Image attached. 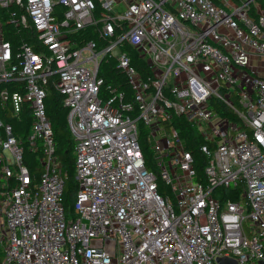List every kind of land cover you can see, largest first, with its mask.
I'll return each instance as SVG.
<instances>
[{"label":"built area","instance_id":"1","mask_svg":"<svg viewBox=\"0 0 264 264\" xmlns=\"http://www.w3.org/2000/svg\"><path fill=\"white\" fill-rule=\"evenodd\" d=\"M50 88L75 141L73 213ZM0 247V264H264L262 1L0 0Z\"/></svg>","mask_w":264,"mask_h":264},{"label":"trees","instance_id":"2","mask_svg":"<svg viewBox=\"0 0 264 264\" xmlns=\"http://www.w3.org/2000/svg\"><path fill=\"white\" fill-rule=\"evenodd\" d=\"M235 1H241V0H235ZM264 4V0H261ZM5 15V12H3ZM6 33L5 36L7 39H10L13 43H18L19 39L22 37H25L29 39V33L24 31L23 29L20 30L19 34L14 33L12 31V28L9 22H6ZM87 39H97L96 34L92 28H88L85 32ZM135 59V58H134ZM134 63L137 64V61L134 60ZM112 68H115V62L114 60H111L109 62H104L101 65V75L105 76L107 78V82L112 81L113 73ZM128 87V86H127ZM130 91V88H127ZM45 107L47 114L52 122V126L54 129V135L57 142V153L59 155V158L61 159V162L63 164V170L66 173V186H65V194H64V203L66 207H68L69 212L73 213L71 205L74 201V195L77 191V183L74 179V162H75V153H74V146L75 141L73 138V135L70 131V128L68 126L67 122V115L69 112V109L64 105L62 95L59 94L56 90L53 88H50L45 100ZM222 114H229L228 110L224 108V110H221ZM15 124V131L16 133H21V126L20 121L17 119H13ZM176 127L180 129L183 133V137L185 138L186 146L194 153L195 159H196V167L202 175V168L207 162L206 156L200 151V145L204 142L198 131L194 126H191L190 124L186 123V121H178L175 122ZM28 124V123H27ZM140 130V144L142 147V150L144 152V156L146 159L147 167L154 169L156 171L155 162L153 160L154 154L150 147V144L147 141V133L148 128L144 126L143 123H140L139 125ZM29 157L32 158L31 161L29 160ZM34 157V153H31V151H27L26 153V162L27 164L33 169V170H40V167H38V162ZM37 164V166H36ZM40 173V172H39ZM158 190L161 194L166 195L170 192L169 187L161 180V178L158 176ZM218 196V192H215ZM232 198H236V195ZM3 255L2 248L0 247V261Z\"/></svg>","mask_w":264,"mask_h":264},{"label":"water","instance_id":"3","mask_svg":"<svg viewBox=\"0 0 264 264\" xmlns=\"http://www.w3.org/2000/svg\"><path fill=\"white\" fill-rule=\"evenodd\" d=\"M218 261L220 264H239L234 258L221 257L218 258ZM258 264H262V261H259Z\"/></svg>","mask_w":264,"mask_h":264}]
</instances>
